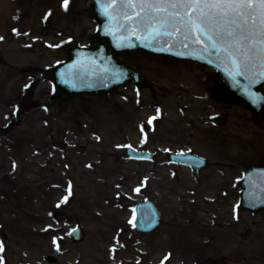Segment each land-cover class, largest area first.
I'll return each mask as SVG.
<instances>
[{
	"label": "rangeland",
	"instance_id": "374dc122",
	"mask_svg": "<svg viewBox=\"0 0 264 264\" xmlns=\"http://www.w3.org/2000/svg\"><path fill=\"white\" fill-rule=\"evenodd\" d=\"M89 3L0 0V55L7 61L0 66V127L15 117L9 105L20 101L22 108L18 123L0 131V228L7 234L0 237V264H158L168 251L167 264H206L217 255L226 257L222 264H264L263 246L248 252L264 210L238 206L243 170L264 164V114L253 119L237 106L225 124L193 133L223 108L208 96L216 72L142 50L121 58L147 75L152 90L129 85L55 96L47 68L65 58L69 40L91 43L96 21ZM167 68L183 77L159 79ZM199 75L207 77L204 98L183 88L198 90ZM126 142L158 156L133 160L121 148ZM181 147L206 156L210 166L169 163L165 148ZM140 186L165 220L147 234L135 231L131 210L142 199ZM76 222L85 231L80 242L67 236ZM48 254L56 261L44 260Z\"/></svg>",
	"mask_w": 264,
	"mask_h": 264
},
{
	"label": "water",
	"instance_id": "95a60500",
	"mask_svg": "<svg viewBox=\"0 0 264 264\" xmlns=\"http://www.w3.org/2000/svg\"><path fill=\"white\" fill-rule=\"evenodd\" d=\"M135 8L127 6V0H91L90 6L94 18L98 22L96 31L91 35L92 44L89 47L80 46L71 41L66 45V59L57 62L49 69V76L59 94L73 97L79 94H99L115 89L120 85L127 86L134 79L138 86L146 83L143 75L117 59V54L134 52L138 49L164 53L176 57L191 59L206 63L217 70V82L212 93L217 102L231 101L248 107L254 118H260L264 112V54L259 52V41L264 39L259 35V23L250 28L252 39L257 43L247 52L250 59H245L236 53L229 40H216L217 48L207 47L209 41L193 43L194 35L179 22V19L167 13H155L145 10L141 13L140 0H134ZM174 11L169 9V13ZM183 14L184 9L180 10ZM140 15L137 16L136 14ZM128 17H131L129 19ZM179 28L180 31H176ZM158 29L159 34L153 32ZM165 33H168L167 35ZM247 34V33H245ZM240 35V33H237ZM187 37V38H186ZM203 39V38H202ZM228 48L233 53L230 58L222 49ZM221 49V50H217ZM244 51L243 48L240 50ZM236 59L239 71L243 75L230 73L237 69L232 63ZM5 60L0 57V65ZM214 119L220 120L219 115ZM133 158L151 159L153 156H143L141 152L130 149ZM170 159L176 163H186L197 167L207 166L205 158L194 154H170ZM240 205L242 209L258 212L264 209V165H251L243 173L241 179ZM136 229L148 232L159 226L163 220L155 203L147 199L138 202ZM0 235L5 237L0 229ZM74 241L84 238L82 228L77 225L71 230ZM53 260L52 256L48 257ZM17 264H28L18 260Z\"/></svg>",
	"mask_w": 264,
	"mask_h": 264
},
{
	"label": "snow or ice",
	"instance_id": "6c2138e0",
	"mask_svg": "<svg viewBox=\"0 0 264 264\" xmlns=\"http://www.w3.org/2000/svg\"><path fill=\"white\" fill-rule=\"evenodd\" d=\"M127 6L135 8L137 5L134 0H127ZM169 9L174 11L169 13ZM181 9L186 11L182 14ZM140 10L141 13L150 10L178 18L189 33L195 36L193 43H203L205 39L209 41L205 50L209 46L217 48L216 40L218 39L229 40V46H234L236 53L245 59H250L247 52L251 51L257 43L251 38L249 29L255 28L258 22L261 29L259 35L264 37V0H140ZM128 18L131 19V17ZM152 31L159 34L158 29ZM176 31L180 29L177 28ZM259 45V52L264 54V39L259 41ZM241 48L244 49L243 52L240 51ZM222 50L227 52L230 58L233 56L228 48ZM232 63L237 71L230 74L235 79L236 75H243V73L239 71L240 65L236 59H232Z\"/></svg>",
	"mask_w": 264,
	"mask_h": 264
},
{
	"label": "flooded vegetation",
	"instance_id": "af4514ba",
	"mask_svg": "<svg viewBox=\"0 0 264 264\" xmlns=\"http://www.w3.org/2000/svg\"><path fill=\"white\" fill-rule=\"evenodd\" d=\"M182 79H184V78H182ZM196 84L199 86L198 87V90H196L195 89V84H193L192 86L190 85V84H187V85H184V87L183 88H193L194 89V91H196L195 93H198V94H200V95H197L199 98H204L205 96H206V93H205V90L207 91V89L204 87V84H205V80L207 79V77H202L201 75H199V76H197L196 77ZM151 87H152V89H153V86H150L149 87V89L150 90H152L151 89ZM171 88H173V91H175L176 90V88H174L172 85H171ZM197 91H199V92H197ZM204 93V94H203ZM203 94V95H202ZM151 96H152V94H151ZM208 96H210V92H208ZM212 103L214 104V102L212 101ZM195 104H193V106H194ZM10 106V108L11 109H13V111H14V115L16 116V117H18L19 118V114H20V109H21V105H20V101H14V103L12 104V105H9ZM220 106H223V108L220 110V111H218L217 109H216V111L215 112H222V111H226L228 108H229V104H224V105H220ZM197 108H200V106H198ZM196 108V109H197ZM200 111H203V110H200ZM199 121H202L203 119L201 118H199V117H196ZM207 121L208 122H210L211 123V125L210 124H205V123H203V121H202V123H203V125H200V126H196V127H194V130H195V132H193V133H195V134H199V132L201 133V129H202V127H204V126H207L208 125V127H209V129H210V131L213 129L212 127H213V125H215V126H217V124L216 123H214L213 121H212V119H211V115L209 116V118L207 119ZM140 133H141V136H142V138H144V139H148V128H145V127H143L142 125H141V127H140ZM199 131V132H198ZM182 148V147H181ZM146 149H149V147H147ZM217 256H219V255H217ZM224 256V255H223ZM37 258H34L33 259V261L34 262H36L37 260H36ZM224 259H225V256H224ZM224 259H223V261H224ZM206 264H213L212 262H213V257H209V258H207V259H205V261H204Z\"/></svg>",
	"mask_w": 264,
	"mask_h": 264
},
{
	"label": "bare ground",
	"instance_id": "6f19581e",
	"mask_svg": "<svg viewBox=\"0 0 264 264\" xmlns=\"http://www.w3.org/2000/svg\"><path fill=\"white\" fill-rule=\"evenodd\" d=\"M153 75H154V71H153ZM157 77L161 80L178 79L180 77H183V74L182 73L179 74V72L174 69L167 68L165 72L161 73ZM157 123L158 122H156V124ZM258 229H260L259 235L255 237L254 245L250 247V249H248L249 253L253 251L258 245L264 247V223L260 224Z\"/></svg>",
	"mask_w": 264,
	"mask_h": 264
}]
</instances>
